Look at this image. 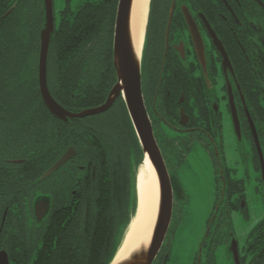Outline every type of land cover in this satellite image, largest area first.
I'll return each mask as SVG.
<instances>
[{"label":"flooded vegetation","instance_id":"af4514ba","mask_svg":"<svg viewBox=\"0 0 264 264\" xmlns=\"http://www.w3.org/2000/svg\"><path fill=\"white\" fill-rule=\"evenodd\" d=\"M81 1L64 0L61 6L58 0H51L54 29L50 39L59 27L62 12L67 10L66 21L70 22ZM12 2L20 25L28 33L29 43L41 49L42 32L49 27L50 1ZM6 5H9L7 1H0V13L5 11ZM2 24L3 19H0V27ZM85 38L90 50L88 36ZM89 50L84 57L72 59L84 60V65L77 67L83 73L85 90L96 95L103 84L102 77L98 76L99 69H109L113 79L111 59L91 56ZM52 59L47 58L50 92L48 63ZM39 60L40 51L38 85ZM140 73L145 107L173 187L171 224L152 264L172 262L173 241L178 230L177 207L186 200L180 173L192 152L201 147L219 162L217 192L204 235L196 242L197 248L191 251L187 263L236 264L232 249L235 242L240 264H264V219L243 243L236 238L233 213L240 211L249 217L246 187L244 180L237 178L235 171L222 162L226 140L234 131L240 141H250L255 169L261 173L260 181L264 187V0H151ZM120 99L124 100L122 95L103 113L68 120L59 119L45 104H31L27 112L26 105L0 104V209H5L0 232L4 231L9 208L34 209V218L30 211L27 213L29 218L25 219L32 227L35 219L41 222L46 216L39 218L43 215L40 209L70 206L77 201L78 192L83 189L81 186L89 183L92 161L83 157L74 145L70 146L76 149V154L50 177L42 179L43 174L71 148L59 157V120L72 123L78 120L74 124L93 130L94 121L108 120L116 113L122 124ZM28 160L31 163L29 169ZM63 167L71 185L60 189L59 170ZM36 176L44 183L35 182L28 188L27 182L34 181ZM20 223L15 221L16 225ZM5 240L12 254H18L25 241L14 234L11 237L7 234ZM3 251L9 258V250L0 249V253ZM9 262L11 264L10 258Z\"/></svg>","mask_w":264,"mask_h":264},{"label":"trees","instance_id":"16d2710c","mask_svg":"<svg viewBox=\"0 0 264 264\" xmlns=\"http://www.w3.org/2000/svg\"><path fill=\"white\" fill-rule=\"evenodd\" d=\"M0 1L9 3L0 13L3 19L0 27V104L26 105L27 112L31 104H44L38 85L40 47L29 43L28 33L20 25L12 0ZM118 3L119 0H82L70 22L66 21L67 10L62 12L59 27L51 35L48 56L53 59L48 63L49 85L53 97L69 111L78 113L103 104L117 80L113 39ZM87 14L89 20L86 21ZM85 36H88L90 50ZM87 50L91 56L111 59L113 79L109 69H99L98 76L102 77L103 84L96 95L85 90L83 73L77 67L83 66L84 60L72 59L84 57ZM120 100L122 124L116 113L108 120L94 121L93 130L74 124L78 120L74 123L59 120V157L74 145L83 157L92 161L89 183L85 187L81 186L84 182L79 184L83 189L78 192L76 202L49 208L45 218L41 222L35 219L32 227L25 219L29 218L30 211L34 218V209H8L4 231L0 232V249L9 250L11 264H111L137 211L136 176L144 161V151L126 104ZM29 148L30 145L28 153ZM131 159L136 161L134 170ZM30 166L28 160L27 168ZM63 169L59 170L60 189L71 185ZM35 182L44 183L36 176L34 181L27 182L28 188ZM4 211L0 209V223ZM15 219L21 223L16 225ZM7 234L25 239L18 254H12L5 240Z\"/></svg>","mask_w":264,"mask_h":264},{"label":"water","instance_id":"95a60500","mask_svg":"<svg viewBox=\"0 0 264 264\" xmlns=\"http://www.w3.org/2000/svg\"><path fill=\"white\" fill-rule=\"evenodd\" d=\"M49 1V27L47 28V30L42 32V43L39 60V88L43 102L47 106V108L59 119H82L87 116H92L107 111L112 106L116 98H118L120 95L123 96L133 127L138 136L141 147L144 151V160L146 156L149 157L152 165L155 168L160 188L156 224L154 226L150 247L145 255H133L131 260L125 264H152L153 260L155 259L156 255L158 254L164 243V240L171 224L173 213V187L166 162L154 135L153 127L145 107L142 92L140 62L145 44V35L148 25L151 0H149L148 4V14L145 26L143 49L138 62H136L128 37V18L131 0H119L113 42L114 65L117 72V82L112 88V91L110 92V95L108 96L106 102L96 107L84 109L78 113L69 111L65 107H63L53 97L48 87L47 58L50 45V33L54 29L52 3L51 0ZM256 144L259 152H261V148L257 138ZM75 154L76 149L74 147L69 148L67 152L43 174L42 179L50 177L56 170L61 168V166H63ZM136 188L137 211L135 216L138 215L139 210L137 182ZM48 210L49 208L47 207L40 209V211H43V215H40L39 218L42 219L47 214ZM132 221L128 226L124 239L120 247L118 248V251L115 254L111 264L114 263V260L119 250L127 242L129 233L131 232ZM232 249L234 252L236 264H240L238 258L237 245H235V242L232 244ZM0 264H10L8 254L5 251L0 253Z\"/></svg>","mask_w":264,"mask_h":264},{"label":"rangeland","instance_id":"374dc122","mask_svg":"<svg viewBox=\"0 0 264 264\" xmlns=\"http://www.w3.org/2000/svg\"><path fill=\"white\" fill-rule=\"evenodd\" d=\"M58 2L63 6L64 0ZM252 153L250 141L248 139L240 141L233 131L226 140L225 154L222 157V162L235 171L237 178L245 182L249 217L246 218L240 211L233 213L235 236L241 243L264 219V187L260 181L261 173L255 169ZM130 165L134 170L136 161L131 159ZM218 167L219 162L215 156L201 147L192 152L188 157V163L182 168L180 176L186 200L177 207L178 230L173 241L174 256L171 264H189L187 263L189 254L193 249L196 250V242L204 235L213 212Z\"/></svg>","mask_w":264,"mask_h":264},{"label":"bare ground","instance_id":"6f19581e","mask_svg":"<svg viewBox=\"0 0 264 264\" xmlns=\"http://www.w3.org/2000/svg\"><path fill=\"white\" fill-rule=\"evenodd\" d=\"M149 0H131L128 18V37L136 59L142 53ZM137 172L139 210L133 218L127 242L119 250L113 264H125L133 255H145L150 247L160 197L154 166L148 156ZM139 173V174H138Z\"/></svg>","mask_w":264,"mask_h":264}]
</instances>
